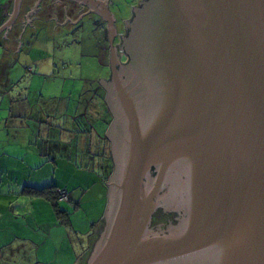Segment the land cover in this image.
<instances>
[{"label": "water", "instance_id": "water-1", "mask_svg": "<svg viewBox=\"0 0 264 264\" xmlns=\"http://www.w3.org/2000/svg\"><path fill=\"white\" fill-rule=\"evenodd\" d=\"M74 1L107 24L114 165L78 264H264V0H144L119 45L108 0Z\"/></svg>", "mask_w": 264, "mask_h": 264}, {"label": "crops", "instance_id": "crops-1", "mask_svg": "<svg viewBox=\"0 0 264 264\" xmlns=\"http://www.w3.org/2000/svg\"><path fill=\"white\" fill-rule=\"evenodd\" d=\"M42 2L37 0L33 6L34 0H22L16 22L0 31V263L15 261L25 250L40 248L34 237L41 232L45 233L41 235L43 243L50 242L48 237L57 244L61 241L59 251L65 246L69 263L78 264L90 250L89 238L95 235L108 203L105 183L114 168L106 137L109 125L101 103V83L92 86L89 93L74 89L79 99L67 90V94L53 93L47 96L50 101L41 102L43 93L33 87L37 73L33 53L39 31L46 29L49 36L54 25L63 30L69 21L76 26L80 19L65 22L60 10L59 14L43 16L52 25H40ZM14 8L15 0H3L0 28ZM18 66L23 71L15 73ZM23 73V81L14 85V78ZM50 186L68 193L71 201L67 203L82 216L81 224L72 223V212L62 209L63 203L60 208L68 215L61 217L47 199L25 193L30 188ZM88 223H92L91 228L83 232ZM36 254L39 256L40 249Z\"/></svg>", "mask_w": 264, "mask_h": 264}, {"label": "rangeland", "instance_id": "rangeland-1", "mask_svg": "<svg viewBox=\"0 0 264 264\" xmlns=\"http://www.w3.org/2000/svg\"><path fill=\"white\" fill-rule=\"evenodd\" d=\"M2 3L3 0H0V5ZM130 6H135V0H114L112 8L115 14L122 16L124 13L129 17ZM100 24L85 20L79 27L70 25V27L67 26L63 30L55 29L54 25V28L49 32V36L48 30L39 31V41L33 53V62L37 64L33 87L44 94H41L43 97L41 102L47 103L50 101L47 96L53 93L67 94V90H72L71 94L79 99L80 94L77 95L74 89H78L76 91L80 93L82 91L88 92L92 86L98 87L100 79L107 80L110 77L108 34L106 28ZM21 71L23 69L18 66L16 72H13L19 73ZM23 75L24 73L18 77L17 74L12 83L15 85L18 81H23ZM64 79L65 81L62 82ZM26 80L28 78L24 82ZM64 90H66L65 93H63ZM61 207L68 211L71 210L72 223L75 226L81 224L82 216L73 211L74 206L72 204L63 202ZM91 224H85L87 229L83 232H87L91 228ZM70 232L72 231L70 230ZM39 234L38 237L34 238L38 240L37 243L40 248L31 245L34 247L32 252L25 250L24 253L17 255V260L4 261L0 264H37V261H39V264H58V262L68 264L69 255L66 253L65 246L62 251H59L61 241H58L57 244L53 237H48L50 242L43 243L45 239L43 240L42 236L45 233L41 234L40 232ZM34 236L37 235L34 234ZM39 249L40 254L38 256L36 252Z\"/></svg>", "mask_w": 264, "mask_h": 264}, {"label": "flooded vegetation", "instance_id": "flooded-vegetation-1", "mask_svg": "<svg viewBox=\"0 0 264 264\" xmlns=\"http://www.w3.org/2000/svg\"><path fill=\"white\" fill-rule=\"evenodd\" d=\"M34 1H35V3L33 6H35L37 0H34ZM143 1L144 0H135V6H130V9H129L130 15H129V17H127L126 15H124V13L123 14L121 13L122 16L120 14H119L120 16L115 14L113 11V8H112L114 0H108L109 9L116 18L115 24H116L117 31H118V37L115 39V42H114L115 45H119L121 43L122 38L127 35L128 29L126 27V24L128 21H130L132 19L133 12H134V9L136 8V6H138V4H140ZM33 6H32V8H33ZM39 9H41L39 11V14H38V19H39L40 25H47V26L52 25V23L48 22L49 20H45L44 19L45 17H43V16L44 15L49 16L51 14L52 15L53 14H59L60 10H61L62 11L61 15L64 16V18H66V20L64 19L65 22L67 21V19H70V18H72L73 21L74 20L76 21L80 18L76 27H79L85 20H87L89 22H94L98 25L101 23L100 24L101 26H103L105 28L107 27V24L104 22V20L102 18H100L96 14L90 13L89 8H87L83 4L80 5V4L74 3L71 0H43L41 8H39ZM119 17H121V18H119ZM68 23L70 25H72L73 22L69 21ZM70 25H66V26L70 27ZM108 42H109V38H108ZM108 50H109V55H110V48ZM118 50H119V53H121L122 62L127 63L128 57L124 53H122L121 47H119ZM179 216H180V213L178 211L166 210L165 208H162L154 216L152 224H151V228L156 230V231H158V230L166 231L167 227L170 224H177V220H178Z\"/></svg>", "mask_w": 264, "mask_h": 264}, {"label": "trees", "instance_id": "trees-1", "mask_svg": "<svg viewBox=\"0 0 264 264\" xmlns=\"http://www.w3.org/2000/svg\"><path fill=\"white\" fill-rule=\"evenodd\" d=\"M105 95H106V93L104 91L101 103H102L103 109L105 110V115H107V118H106V120L108 122L107 125H110V123L112 121V117H111L110 112L108 110V107L105 103ZM106 127L107 126H105V129H106ZM103 132H105V130H103ZM59 191H60V189H57L55 186H50V187L41 188V189H31L30 188L28 191L26 190L25 193L32 194V196L44 197L53 205L56 214L61 216V217H64L68 214L66 211H63L60 208V204L63 202H70L71 198L67 193L68 201H61V196L59 195Z\"/></svg>", "mask_w": 264, "mask_h": 264}, {"label": "built area", "instance_id": "built-area-1", "mask_svg": "<svg viewBox=\"0 0 264 264\" xmlns=\"http://www.w3.org/2000/svg\"><path fill=\"white\" fill-rule=\"evenodd\" d=\"M59 195L61 196V201H68L67 192L66 191H59Z\"/></svg>", "mask_w": 264, "mask_h": 264}]
</instances>
